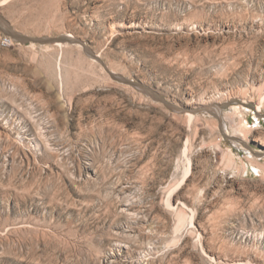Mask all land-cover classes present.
<instances>
[{
    "label": "rangeland",
    "instance_id": "374dc122",
    "mask_svg": "<svg viewBox=\"0 0 264 264\" xmlns=\"http://www.w3.org/2000/svg\"><path fill=\"white\" fill-rule=\"evenodd\" d=\"M0 17L100 61L0 47V264H264V0H0Z\"/></svg>",
    "mask_w": 264,
    "mask_h": 264
},
{
    "label": "water",
    "instance_id": "95a60500",
    "mask_svg": "<svg viewBox=\"0 0 264 264\" xmlns=\"http://www.w3.org/2000/svg\"><path fill=\"white\" fill-rule=\"evenodd\" d=\"M0 31L4 33V35H7L9 37H11L14 42H18L21 44H40V45H55L58 43H62V44H70V45H78L81 46L84 50V53L87 57L91 58L92 60H96L98 62V56L96 54H94L89 48H87L85 46V44L80 41L77 38H74L73 36H68V35H61L57 38H50V37H41V38H30L28 36H24L16 31H14V29L5 21L0 17ZM110 77L117 81L120 82L122 84H126V85H130L133 88H135L136 90L144 93L145 95L150 96L153 100L155 101H159L162 104H164L169 110L172 111H178V109L174 106H172L171 104L167 103L165 100H163L160 96H158L154 91H152L150 88L139 84V83H134L122 76L116 75L112 72H109ZM228 104H224L221 106H213L210 108H204V109H200L198 110L199 112H201L202 114H208V115H212L215 116L216 118H218V120L221 122L220 119V114H218V112H222L224 111L227 107ZM230 140V145L232 147H238L240 146V142L235 140V139H229Z\"/></svg>",
    "mask_w": 264,
    "mask_h": 264
},
{
    "label": "built area",
    "instance_id": "2783aa9c",
    "mask_svg": "<svg viewBox=\"0 0 264 264\" xmlns=\"http://www.w3.org/2000/svg\"><path fill=\"white\" fill-rule=\"evenodd\" d=\"M13 45H14V41L11 37L7 35H3L2 37H0V47L9 48L12 47Z\"/></svg>",
    "mask_w": 264,
    "mask_h": 264
},
{
    "label": "bare ground",
    "instance_id": "6f19581e",
    "mask_svg": "<svg viewBox=\"0 0 264 264\" xmlns=\"http://www.w3.org/2000/svg\"><path fill=\"white\" fill-rule=\"evenodd\" d=\"M68 36H71V35H69V34H67ZM65 45V44H64ZM62 43H58V44H56V46H59V47H61V46H64ZM67 45V44H66ZM223 112V111H222ZM222 112H218V114H221ZM220 116V115H219Z\"/></svg>",
    "mask_w": 264,
    "mask_h": 264
}]
</instances>
